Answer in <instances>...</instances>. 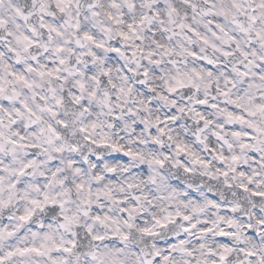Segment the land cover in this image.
Returning a JSON list of instances; mask_svg holds the SVG:
<instances>
[{
    "label": "snow or ice",
    "instance_id": "obj_1",
    "mask_svg": "<svg viewBox=\"0 0 264 264\" xmlns=\"http://www.w3.org/2000/svg\"><path fill=\"white\" fill-rule=\"evenodd\" d=\"M0 264H264V0H0Z\"/></svg>",
    "mask_w": 264,
    "mask_h": 264
}]
</instances>
